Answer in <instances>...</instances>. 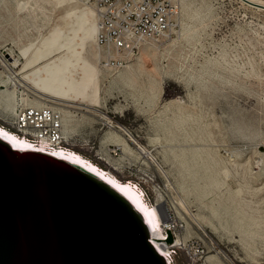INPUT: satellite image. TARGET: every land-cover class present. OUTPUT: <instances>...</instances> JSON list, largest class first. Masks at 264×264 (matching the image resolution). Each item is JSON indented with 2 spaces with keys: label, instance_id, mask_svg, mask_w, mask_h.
Listing matches in <instances>:
<instances>
[{
  "label": "rangeland",
  "instance_id": "1",
  "mask_svg": "<svg viewBox=\"0 0 264 264\" xmlns=\"http://www.w3.org/2000/svg\"><path fill=\"white\" fill-rule=\"evenodd\" d=\"M28 1L0 4V44L29 58L45 36L64 35L60 54L36 61L44 64L36 79L100 110L82 109L68 126L77 150L186 218L180 239L188 246L173 249L167 240L172 264H264V9L245 0H180L178 24L157 44L149 74L136 58L131 71L102 66L85 0ZM103 114L132 132L128 148L113 140ZM5 115L0 109L9 127ZM110 144L120 146L116 155L107 153ZM129 164L157 174L160 188L144 185ZM198 245L206 251L194 258Z\"/></svg>",
  "mask_w": 264,
  "mask_h": 264
},
{
  "label": "water",
  "instance_id": "2",
  "mask_svg": "<svg viewBox=\"0 0 264 264\" xmlns=\"http://www.w3.org/2000/svg\"><path fill=\"white\" fill-rule=\"evenodd\" d=\"M0 264L169 263L142 216L108 184L0 139Z\"/></svg>",
  "mask_w": 264,
  "mask_h": 264
},
{
  "label": "built area",
  "instance_id": "3",
  "mask_svg": "<svg viewBox=\"0 0 264 264\" xmlns=\"http://www.w3.org/2000/svg\"><path fill=\"white\" fill-rule=\"evenodd\" d=\"M85 3L93 13L96 31L94 44L99 51L100 63L106 68L126 66L138 55L145 43H161L177 26L181 16L180 0H85ZM17 56L19 52L13 44H0V72L7 75L16 72ZM2 120L8 124L7 128L36 145L44 143L49 150L58 145H67L68 148L77 150L73 137L65 131L62 112L47 105L27 106L21 92L14 113L3 116ZM115 124L121 123L111 118V124L106 125L109 127ZM120 149L119 145L110 144L107 153L110 156L116 155ZM40 152L51 154L49 151ZM98 159L103 158L98 156ZM133 167L127 165L131 173L140 174L144 185L153 190L160 188L157 174L144 170L142 166ZM163 228L166 234L168 231L172 233L173 241L170 244L173 249L188 246V239L183 238V243L178 242L188 228L185 217L169 214ZM205 251L198 245L193 257H201Z\"/></svg>",
  "mask_w": 264,
  "mask_h": 264
},
{
  "label": "bare ground",
  "instance_id": "4",
  "mask_svg": "<svg viewBox=\"0 0 264 264\" xmlns=\"http://www.w3.org/2000/svg\"><path fill=\"white\" fill-rule=\"evenodd\" d=\"M5 1L6 0H0V4ZM7 1L9 2V0ZM245 1L264 9V0ZM89 12L84 10L83 15L89 17V20L91 22H94V29L93 25L89 29V36L94 39L96 32L95 21L93 19V13L90 9ZM12 21L13 23L11 22V20H9V24H13L11 25L12 30L16 33L19 32L20 22L16 20V18L12 19ZM9 24L7 25V28H9ZM50 35V41L44 39L42 41L43 44L48 41L50 43H57L54 40V34L51 33ZM31 42L32 41H30V43ZM14 43L20 49H24L25 51L27 50V46L24 47L25 42L16 40L14 41ZM57 46V49L59 50H54L55 52L53 53H48L45 49H41L40 51L33 50L32 53L30 51L29 54L31 57L29 58H27L22 53V51L18 50L19 56H17L15 60L16 65H18L17 71H13L8 75L6 73L0 72V84L4 86V88L0 90V109L5 111V113L7 114H13L16 108L19 93L21 92L22 98L27 106L39 107L47 105L60 110L63 114L65 131L66 133H68V126H70L71 122L76 119V116L80 113V110H100L81 102L78 103L77 101H75V99L61 94L57 87H53L51 85L50 81L38 80L39 78L36 79L34 72L36 70H41V67H43L44 65L37 63L36 61L38 59H41L42 56L60 54L61 46L59 44H57ZM157 46L158 45L156 43H145L141 46L138 55L135 57L136 59H138V67L142 70H145L149 74L154 71L153 69L157 68V65L155 63V53L157 50ZM149 62L153 63V67L149 66ZM126 66H129V69L131 71L132 65L128 64ZM22 68H24V70H22ZM30 92L32 94H30ZM102 118L106 119V124H111L110 117L103 114ZM109 127L111 132L113 133V140L120 142V144L122 143L125 148H128V140L132 139L130 131L121 124L110 125ZM126 132L128 133V135ZM0 139L9 143L15 150H19L21 152L27 150L49 151L54 156L67 161L68 163L80 168L81 170L108 184L112 190L116 191L134 206V208L149 226L153 244L155 245L157 250L167 258V262L169 264H172L170 246L167 242V234L163 228V224L169 218V212L164 204H151L146 198L144 189L139 185V183L133 180L120 179L112 170L102 167L99 163L93 161L88 156H85L82 152L73 148H68L67 145H58L57 148L52 150L47 149L45 147L46 144L44 143L36 145L32 141L20 136L1 123ZM138 148L140 149V152H142L143 154L145 153V150L142 146H139ZM161 202L164 203V201ZM181 240L182 239L179 238L178 242H181Z\"/></svg>",
  "mask_w": 264,
  "mask_h": 264
},
{
  "label": "crops",
  "instance_id": "5",
  "mask_svg": "<svg viewBox=\"0 0 264 264\" xmlns=\"http://www.w3.org/2000/svg\"><path fill=\"white\" fill-rule=\"evenodd\" d=\"M43 39H47V40H49L50 41V39H51V35H49V36H45ZM46 42V43H42L40 46H35L33 49H34V51H40L41 49H45V50H47V52L48 53H53V52H55L54 50H59V49H57L58 48V46H57V43H59V44H61L62 43V45L63 44H65V41H64V35L63 34H61L59 37H58V42L57 43H50V42Z\"/></svg>",
  "mask_w": 264,
  "mask_h": 264
}]
</instances>
